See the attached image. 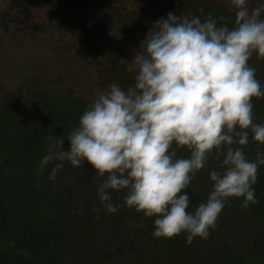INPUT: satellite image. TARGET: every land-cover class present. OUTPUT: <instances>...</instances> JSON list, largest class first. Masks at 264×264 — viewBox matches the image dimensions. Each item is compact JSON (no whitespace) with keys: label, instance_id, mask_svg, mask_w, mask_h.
Here are the masks:
<instances>
[{"label":"trees","instance_id":"trees-1","mask_svg":"<svg viewBox=\"0 0 264 264\" xmlns=\"http://www.w3.org/2000/svg\"><path fill=\"white\" fill-rule=\"evenodd\" d=\"M259 2L250 0L249 7ZM10 7L24 30L9 26ZM168 12L223 16L218 23L229 27L234 19L228 0H10L0 12L6 34L39 38L42 53L39 60L24 57L11 80L0 69V264H264V165L253 185L258 203L241 208L240 199L230 198L208 237L186 243L184 233L153 237L154 218L125 206L123 191L111 192L120 205L115 213L94 212L103 177L87 161L80 168L63 161L52 175L56 162L42 164L52 145L68 149L65 134L98 91L133 82L132 56L120 54L114 41L128 40L138 51ZM249 64L264 84V58L253 54ZM86 88L95 91L92 97ZM252 103L255 122L264 123V98ZM258 149L264 145L250 134L246 154L251 159ZM177 155L188 152L180 148ZM213 168H221L215 153L185 190L193 206L206 198Z\"/></svg>","mask_w":264,"mask_h":264},{"label":"clouds","instance_id":"clouds-1","mask_svg":"<svg viewBox=\"0 0 264 264\" xmlns=\"http://www.w3.org/2000/svg\"><path fill=\"white\" fill-rule=\"evenodd\" d=\"M228 3L231 27L211 14L168 12L154 21L131 60L133 82L98 91L65 134L70 164L87 161L103 177L94 212L115 213L111 192L123 191L125 206L154 218L153 237L184 233L191 243L208 237L230 198L241 208L258 203L253 185L264 151L250 159L244 149L250 134L264 145L252 103L264 98V84L249 64L253 54L264 58V0ZM213 153L221 168L208 172L210 190L193 206L185 190Z\"/></svg>","mask_w":264,"mask_h":264},{"label":"rangeland","instance_id":"rangeland-1","mask_svg":"<svg viewBox=\"0 0 264 264\" xmlns=\"http://www.w3.org/2000/svg\"><path fill=\"white\" fill-rule=\"evenodd\" d=\"M10 0H0V12L6 8V6L9 4ZM52 1V0H51ZM31 7H35L36 4L33 2L30 4ZM11 8V7H10ZM34 11L35 8L33 9ZM6 16L7 22L9 26H14L15 29H21L24 30L23 21H18L13 8H11V11ZM7 27L3 26V23H0V69L4 72L3 78L5 80H11L12 79V71L18 67L22 62L24 61V57H35L37 60L41 57L42 53L41 50L37 48V45L40 47V39L39 38H33L24 35V33L17 32L13 35L6 34ZM28 37V38H27ZM40 42V43H38ZM137 46L131 45L130 41H123L121 38L114 41V48L120 52V54H126L130 53L131 58H133V55L137 51ZM19 68V67H18ZM15 75V74H14ZM70 76H74L72 71L69 74ZM8 76V77H7ZM88 94V96L92 97V94L95 92L92 89H85ZM9 119V118H8ZM24 127H29V125L25 122ZM68 141V140H65ZM61 144V141H58L55 143V148H59ZM53 146H51L49 153L45 156V158L42 160V164L47 162H56L53 170L51 171V175L54 174L55 170L61 166V163L63 161H66L65 151L66 149H58L54 151ZM53 149V150H52ZM86 162V161H85ZM84 162V163H85ZM38 186V185H37ZM40 187V186H38ZM68 233L70 229H65Z\"/></svg>","mask_w":264,"mask_h":264}]
</instances>
